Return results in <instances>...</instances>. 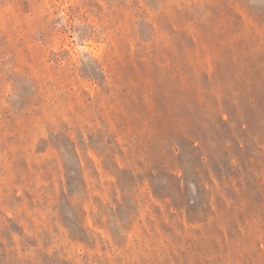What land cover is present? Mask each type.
Segmentation results:
<instances>
[{
	"label": "rangeland",
	"instance_id": "rangeland-1",
	"mask_svg": "<svg viewBox=\"0 0 264 264\" xmlns=\"http://www.w3.org/2000/svg\"><path fill=\"white\" fill-rule=\"evenodd\" d=\"M0 264H264V0H0Z\"/></svg>",
	"mask_w": 264,
	"mask_h": 264
}]
</instances>
